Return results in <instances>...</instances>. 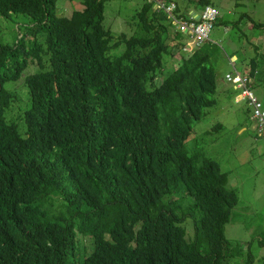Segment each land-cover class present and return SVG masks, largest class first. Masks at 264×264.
Returning <instances> with one entry per match:
<instances>
[{
  "label": "trees",
  "instance_id": "16d2710c",
  "mask_svg": "<svg viewBox=\"0 0 264 264\" xmlns=\"http://www.w3.org/2000/svg\"><path fill=\"white\" fill-rule=\"evenodd\" d=\"M57 1L0 0L2 17L31 18L18 42L0 40V264H253L226 239L239 205L229 174L187 146L219 103L218 48L184 52L189 37L154 1L137 13L135 33L118 38L104 24L106 0H82L71 17L57 15ZM189 11L178 6L187 19ZM176 52L180 64L156 84ZM30 60L42 71L25 78L22 135L6 119V83Z\"/></svg>",
  "mask_w": 264,
  "mask_h": 264
},
{
  "label": "rangeland",
  "instance_id": "374dc122",
  "mask_svg": "<svg viewBox=\"0 0 264 264\" xmlns=\"http://www.w3.org/2000/svg\"><path fill=\"white\" fill-rule=\"evenodd\" d=\"M146 0H106L105 2V21L106 27L110 28L116 38L121 34L131 36L135 33L137 23V13L141 10ZM169 2L170 0H165ZM213 6L219 11L221 21H229L233 34L240 29L248 35L251 40L249 29L252 21L264 24V0H211ZM183 11L195 10L200 13L201 9H196L194 5H189L188 0H172ZM83 10L82 0H58L57 15L71 17L76 11ZM247 15L248 17L244 18ZM218 17V18H219ZM31 18L28 15H18L12 18H4L0 15V40L13 45L18 42V38L25 34L23 26L30 25ZM218 22V20H217ZM216 23L211 32V39L224 37V26ZM241 30V31H242ZM20 35V36H19ZM29 40V37H27ZM26 40V41H27ZM38 41L45 43L44 36H38ZM232 40L225 39L218 45V56H221L220 63L214 64L216 74L221 64L225 63L224 52L226 46ZM28 43V41H27ZM28 45V44H25ZM191 48H189L190 50ZM196 49V48H195ZM189 50L184 52L190 54ZM125 51V45L113 49L110 55L113 57L121 56ZM23 60L24 52L19 54ZM181 52H176L174 57H166L162 74L156 80L160 84L173 69L177 68L181 61ZM18 58V59H19ZM20 60V61H21ZM13 59L10 60L7 70L13 68ZM264 67V65H262ZM218 67V68H217ZM47 62L43 70H49ZM42 71L35 62L29 61L27 68L21 73V78L17 81H8L6 88L12 92L14 100L8 110L7 122H14L19 127L20 133L25 135V121L20 120L25 110L31 106L29 88L25 85V78L31 74ZM256 93L264 101V84L255 87ZM218 106L210 109L207 116L194 127V136L188 141V149L191 147L202 148L206 156L217 161L221 169L229 174L228 188L236 190L239 196V205L234 209L231 222L226 227V239L240 243L246 254L251 252L254 257L253 264H264V141L259 138L247 112L245 104H234L221 102ZM226 103V104H225ZM220 104V105H219ZM223 124L222 132L212 133L215 125ZM245 129L244 131H242ZM211 133L206 134V132ZM197 139V141H196ZM188 239L193 236V223L189 220L186 223ZM86 240V239H84ZM87 242H84L86 244ZM250 245V248H248ZM247 257L232 261V264H244Z\"/></svg>",
  "mask_w": 264,
  "mask_h": 264
},
{
  "label": "crops",
  "instance_id": "0c3cea01",
  "mask_svg": "<svg viewBox=\"0 0 264 264\" xmlns=\"http://www.w3.org/2000/svg\"><path fill=\"white\" fill-rule=\"evenodd\" d=\"M190 14L194 16L196 19L198 15L197 11L191 9ZM248 16L245 15L244 18ZM222 26H224V37H216L214 39H209L216 47H220L218 45L225 39L232 40L229 41L226 46V50L222 48V52H224L225 63L221 64L219 67V71L217 75V93L216 97L220 101L230 102L234 104H245L244 106L247 109L249 117L251 118V109L248 107L246 101L241 96V91L235 87L232 83L226 80V75L237 71L242 76H247L250 79L252 89L258 99L264 104V101L260 99L258 94L256 93L255 87L257 85L264 84V28H257L254 26L255 23L252 21L250 23L249 29L251 31H255L254 33H250L251 40L248 39V35L243 33L241 25L238 26L239 31L234 32L230 26L229 21H221V18H218V22ZM263 24V23H259ZM242 30V31H241ZM221 48V47H220ZM221 56H218V63H220ZM218 68V67H217ZM226 104V103H225ZM220 105V104H219ZM252 120V118H251ZM255 123V122H253ZM256 126V124H254ZM243 129L242 131H244Z\"/></svg>",
  "mask_w": 264,
  "mask_h": 264
},
{
  "label": "built area",
  "instance_id": "2783aa9c",
  "mask_svg": "<svg viewBox=\"0 0 264 264\" xmlns=\"http://www.w3.org/2000/svg\"><path fill=\"white\" fill-rule=\"evenodd\" d=\"M149 1H154L155 7L168 16L173 26L189 37L185 50L191 48L189 51H193L209 41L211 32L219 17V11L216 7L212 5L205 7L198 15L199 20H197L194 16L188 19L183 17L178 12V6L174 2L165 0ZM226 80L241 91L242 98L251 109V118L256 124L257 135L264 141V104L254 93L250 79L234 71L226 75Z\"/></svg>",
  "mask_w": 264,
  "mask_h": 264
},
{
  "label": "water",
  "instance_id": "95a60500",
  "mask_svg": "<svg viewBox=\"0 0 264 264\" xmlns=\"http://www.w3.org/2000/svg\"><path fill=\"white\" fill-rule=\"evenodd\" d=\"M197 20H199V17H197Z\"/></svg>",
  "mask_w": 264,
  "mask_h": 264
}]
</instances>
